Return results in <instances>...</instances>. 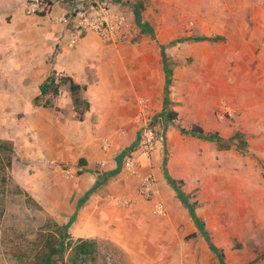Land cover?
Masks as SVG:
<instances>
[{
    "label": "crops",
    "instance_id": "obj_1",
    "mask_svg": "<svg viewBox=\"0 0 264 264\" xmlns=\"http://www.w3.org/2000/svg\"><path fill=\"white\" fill-rule=\"evenodd\" d=\"M68 3H53L51 13L45 15H28L23 10L22 0H0V140L9 141L12 149L13 145H40L49 158L68 161L72 165L76 164L75 160L80 162L83 158V172L75 176L72 173L73 177L58 181L53 189L55 198L51 195L48 198H52L55 206L73 221V233L78 237L94 241L110 239L121 243L125 252L130 253L134 248H130L125 239L121 241L117 232L121 219L116 211L126 210L127 207H120V202L115 203L111 199L114 196L116 200L140 198L137 193L138 179L124 175L121 167L124 154L138 150L147 120L143 117L138 100H147L149 110L154 112L151 111V119L159 117L162 122L169 123L176 113H179L180 119L181 112L187 111L188 118L197 121L202 118L203 111H209L204 105L207 88L200 84L196 89L193 81V78L203 79V72L192 73V67L185 59L192 54L191 45L165 43L167 48H164L149 43L132 44L130 41L105 43L95 33L88 32L73 47H69V28L53 20V15L59 14ZM254 6L249 24L243 16L231 17L226 10H220L217 14V18L222 20L216 26L218 32H233L236 30L234 27L239 26L238 39L233 42L228 40V43L236 45H230L232 49L228 53L217 51L215 58L227 65V71L222 70L224 82L222 86L219 82L222 88L219 91L240 109V115L237 126L235 123L231 127L225 122L220 123L222 126L217 129L216 141L230 143L233 148L236 146L233 156L240 161L239 148L244 145L242 140L245 138L234 131L239 124L241 130L251 135L246 137L251 145L250 151L264 163V0H256ZM125 9L134 26L133 23L138 20L136 2L129 0ZM246 23L249 28L245 27ZM246 32L249 33L247 39L244 36ZM199 44L201 50L197 53L201 56L207 53L206 62H209L211 53L208 43ZM50 75L55 76V82L61 76H69L85 86L81 95L88 101L89 108L82 120L77 118L74 111L68 84H60L54 96L41 95L39 85ZM36 97L37 104L34 103ZM182 97L186 103L184 107L168 109L171 103L182 100ZM46 100L51 105L44 106ZM171 112H175L173 118L169 115ZM254 130L255 136H252ZM102 138L111 141V148L107 152L100 149ZM164 145L168 144L157 136L154 152L148 158L142 157V163L144 171L151 169L155 175L157 199L168 210L174 204L175 192L180 191L170 179L173 173L165 164ZM218 154L225 156L226 153L223 149ZM100 161H105V165L100 167ZM95 164L97 169L94 170ZM66 172L70 173L68 170ZM242 172L247 175L246 169H233L228 184L241 186L242 179L239 177ZM249 173L254 175L251 184L255 204L252 206L264 209V165ZM224 176L225 172L222 178ZM218 183L221 184L222 179H218ZM132 220L135 224V217ZM256 222L264 224V217L261 219L259 216ZM177 233L180 232H171L174 239H179L175 236H179ZM127 236L122 237H135L138 234L133 231ZM171 246L175 245L171 244L169 248ZM255 264H264V260Z\"/></svg>",
    "mask_w": 264,
    "mask_h": 264
},
{
    "label": "rangeland",
    "instance_id": "obj_2",
    "mask_svg": "<svg viewBox=\"0 0 264 264\" xmlns=\"http://www.w3.org/2000/svg\"><path fill=\"white\" fill-rule=\"evenodd\" d=\"M255 1L134 0L138 20L133 23L136 36L130 43H149L164 48H167L165 43L191 45L192 54L197 55L191 54L185 59L192 67V73L203 72V79L193 78V81L196 89L200 84L207 88V94L203 95L204 105L209 111H203L202 118L197 121L188 118L187 111L181 112L180 119L179 113H176L177 119L175 117L169 123L162 122L159 117L151 119L152 110L145 114V124L151 125L157 136L164 139V144H168L164 145L163 157L167 168L172 169L170 179L173 186L180 192H175L174 204L168 210L166 208L164 215L153 214V199L140 195L139 180V200L129 198L125 204H121L118 203L121 199L116 200V196H112L111 200L120 207L128 208L116 211L120 213L121 219L117 232L121 241L125 239L134 250L126 253L121 243L95 239L93 256L80 264H255L264 260V224L256 222L259 216L263 219L264 209L252 206L255 204V192L251 184L254 175L249 173H253L257 167L262 168L264 163L250 151L251 145L246 137L251 135L241 130L239 124L234 131L245 138L242 140L244 145L238 147L241 162L233 156L236 146L233 148L230 143L216 141L217 129L222 126L220 123L225 122L229 127L235 123L237 126L240 115V109L219 91H222L220 86L224 82L222 70L227 71V65L215 58L217 51L228 53L232 49L230 45H236L228 43V40L233 42L238 39L239 26L234 25L236 30L233 32H218L216 26L222 20L217 18V14L220 10H226L231 17L243 16L249 24ZM244 36L249 38V33L246 32ZM199 43H208L211 53L209 62H206L207 53L204 56L197 53L201 50ZM255 50L257 52L258 49ZM225 75L228 76L227 73ZM225 81L229 82L228 78ZM246 91L247 88L244 93ZM183 100L184 97L171 103L168 109L184 107L186 103ZM194 126L201 127L208 137L192 134L190 130ZM252 136H255V130ZM223 149L226 154L220 156L218 153ZM45 152L40 149V145H13L10 165H7L9 153L0 152V264H19L18 255L26 250L32 251L41 237L54 229L53 221L65 225L73 241L83 238L73 233V221L48 197L51 195L55 198L53 189L58 181L71 178L66 175L67 170L75 176L83 172L85 163L81 164L78 159L74 165L68 161H56ZM95 168L97 164L92 169ZM239 168L246 169L247 174L242 172L239 177L242 179L241 186L237 183L235 186L228 184L233 169ZM220 170L224 171L220 173ZM224 172L223 178L226 179L223 182ZM218 179H222L221 184ZM133 217L136 219L135 224ZM133 231L138 236L122 237ZM171 232H180L177 233L179 236L175 235L179 239H174ZM171 244L175 246L169 248ZM55 264L63 263L56 259Z\"/></svg>",
    "mask_w": 264,
    "mask_h": 264
},
{
    "label": "built area",
    "instance_id": "obj_3",
    "mask_svg": "<svg viewBox=\"0 0 264 264\" xmlns=\"http://www.w3.org/2000/svg\"><path fill=\"white\" fill-rule=\"evenodd\" d=\"M23 10L26 14L45 15L51 13L53 3H68L62 7L61 12L53 15V20L63 23L69 28L68 46L73 47L83 34L92 32L99 36L105 43H123L131 41L135 35L125 7L129 0H22ZM143 117L149 111L147 100H138ZM226 108H229L228 106ZM157 134L153 127L144 124L141 139L137 151H129L121 159V167L124 175L136 177L139 180V193L145 198H152V212L156 215L166 213L165 204L157 199L156 178L152 170H143L142 157H149L155 150ZM101 149L109 151L111 141L102 138ZM142 155V156H141ZM105 165L100 161L99 166ZM69 177L73 175L67 173ZM121 204L126 200L121 199Z\"/></svg>",
    "mask_w": 264,
    "mask_h": 264
},
{
    "label": "trees",
    "instance_id": "obj_4",
    "mask_svg": "<svg viewBox=\"0 0 264 264\" xmlns=\"http://www.w3.org/2000/svg\"><path fill=\"white\" fill-rule=\"evenodd\" d=\"M60 84H68L71 93L72 103L76 116L79 120H82L85 112L89 108V103L81 95L85 86L76 83L69 76H61L58 82H55V76H48L39 85L41 95L51 94L56 95L58 93V87ZM34 103H38V98L34 99ZM44 106H49L51 103L46 100L43 103ZM170 117L173 118L175 112H171ZM183 131V129H181ZM190 132L194 135L205 136L201 127L194 126ZM6 151L9 153L7 157V165L11 164V153L13 151L12 144L7 140H0V152ZM80 162L85 160L82 158ZM48 227V225H45ZM54 229L48 234L41 237V241L37 243L32 251L21 252L17 259L19 264H55V260L58 259L63 264H80L88 257L93 256L95 252V241L88 238H77L72 240L70 233L65 225L59 224L53 221ZM66 256V257H65Z\"/></svg>",
    "mask_w": 264,
    "mask_h": 264
}]
</instances>
